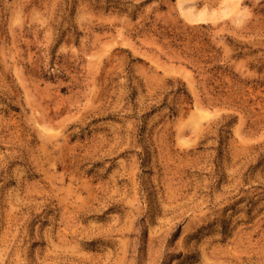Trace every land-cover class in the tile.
<instances>
[{
    "label": "rangeland",
    "instance_id": "obj_1",
    "mask_svg": "<svg viewBox=\"0 0 264 264\" xmlns=\"http://www.w3.org/2000/svg\"><path fill=\"white\" fill-rule=\"evenodd\" d=\"M0 264H264V0H0Z\"/></svg>",
    "mask_w": 264,
    "mask_h": 264
},
{
    "label": "bare ground",
    "instance_id": "obj_2",
    "mask_svg": "<svg viewBox=\"0 0 264 264\" xmlns=\"http://www.w3.org/2000/svg\"><path fill=\"white\" fill-rule=\"evenodd\" d=\"M181 7H182V10L184 11V15L188 18V19H190V20H192V21H194V20H198L199 18H201L202 17V15H201V13L200 12H192L191 10H187V9H185V7H184V3H181ZM203 12V11H202ZM205 13V12H204Z\"/></svg>",
    "mask_w": 264,
    "mask_h": 264
}]
</instances>
